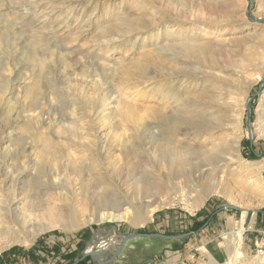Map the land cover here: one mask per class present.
<instances>
[{
  "label": "rangeland",
  "instance_id": "374dc122",
  "mask_svg": "<svg viewBox=\"0 0 264 264\" xmlns=\"http://www.w3.org/2000/svg\"><path fill=\"white\" fill-rule=\"evenodd\" d=\"M191 1L0 0V162L8 148L25 146L24 165L30 172L16 182L15 189L31 195L36 203L31 215L36 223L41 221L40 197L46 200L45 206H52L59 192L52 189L56 174L81 196L95 189L96 199L102 193L126 197L138 179L157 182L159 171H167L158 138L172 133L174 125L170 118L153 117V108L161 111L163 105L182 111L198 98L211 104L209 115H203L211 121L204 126L214 122L219 127L213 136L204 132V138L230 139L242 125L241 155L251 162L264 159V134H251L264 100V34L260 33L264 32V0ZM196 1L227 13L230 27L245 25L248 34L235 37V43L231 36L244 35L211 36L225 48L216 56V65L226 67L232 76L224 83L203 82L201 96V88L196 89L193 82L163 73L177 66L169 59L176 46L196 38L191 29L207 20L206 13L199 14L193 7ZM255 28L258 33L253 34ZM167 30L173 31L171 36ZM157 40L159 44L153 45ZM156 64L166 69L157 70ZM222 92L237 100L233 109H240L241 121L232 117V109H225L228 99L218 95ZM190 116L184 139L199 150L190 160L209 162L205 167L216 169L211 175L227 192L210 195L196 208L192 205L200 192H189L184 199L175 198L173 204L156 210L141 226L133 227L126 220L91 222L77 230L52 228L31 241L26 229L0 254L15 247L28 253L44 239L50 246L73 252L76 260L70 264H226L227 245L234 243L240 253L235 262L249 264L259 255L264 261V226L259 219L264 212L260 193L264 168L257 180L250 166L205 158L200 151L209 146L195 140L201 118L195 112ZM31 159L38 164L32 165ZM96 169L102 170L111 187L104 189L98 175H92ZM12 190H2L3 204L11 200ZM83 206L88 208L87 203ZM202 212L207 217L193 222ZM15 225L12 232L18 229ZM240 229L238 244L234 235ZM109 232L117 237L100 244V256L94 257L87 251L91 242L97 233ZM68 263L65 259L57 264Z\"/></svg>",
  "mask_w": 264,
  "mask_h": 264
},
{
  "label": "bare ground",
  "instance_id": "6f19581e",
  "mask_svg": "<svg viewBox=\"0 0 264 264\" xmlns=\"http://www.w3.org/2000/svg\"><path fill=\"white\" fill-rule=\"evenodd\" d=\"M182 1L185 3H192L191 0ZM192 5L193 7H195L196 11L199 14L206 13V15H208L207 20L204 22L205 24H198V26L191 29L192 31H195L194 33L195 36H197L196 38L194 37V39H191L186 43H179L180 45L177 44L178 46H176L175 48V53L171 54V57L169 59H171L178 67L170 66V70L168 71L165 70V66L156 64V68L157 70H165V72L163 73L169 74L174 79L180 76L185 78V80H183L185 83L193 82V86H195L196 89L201 88L199 93V95L201 96L202 92H205L203 82L210 81L213 85L214 83L221 82L222 80L231 79L232 76V72H230L229 70H225L226 67L221 68L218 66L220 64L216 65V56L219 55L221 53V50L225 48L224 45H219L218 43H216V39L213 40L211 36L214 34L225 35L229 33L236 35L237 33H240L241 35H244L231 36L230 41L235 43V41H238V39H236L235 37L243 38L248 34H245L247 29L245 25L239 28L230 27L231 22L229 21V15H227V13L224 14L222 10H212L210 7H204L201 1H196ZM188 12L189 11L187 8L183 11L185 15H187ZM219 20L222 21V24L218 23ZM173 26H175V24ZM253 32V34L258 33L256 28L253 30ZM166 33L171 36L173 31L167 30ZM260 33L264 34V32ZM191 35L193 36V34ZM152 44L157 46L159 42L157 40ZM150 59H152L154 62H157V60L152 57ZM213 87L216 86L214 85ZM195 94L194 96H196L198 93L196 95ZM218 95L221 97L224 96V98L228 99L227 101H224V103L227 104V107L225 109L228 112L232 109L234 111L232 117L235 120L241 121L242 116L239 113L240 109H233V105L235 103L234 101L237 102V100L228 95V92H222ZM198 99L196 101L193 100L194 103L188 104L190 106L187 109L183 108L185 110L182 111H170L168 107L164 105V108L161 111L160 108H153L152 110L153 117L159 118L161 115V117L165 121L169 118L170 120L172 119L174 121L172 132L173 134L168 133L166 137L158 138L159 143H162L164 147L163 152L165 153L163 154V159L166 162V170L168 172L159 171L160 173L156 175L158 179L157 182L148 183L145 180L138 179V181H136V185L134 187H131L130 190L132 191L129 192L126 197H108L106 195H103L102 193V195L99 196L100 198L98 197L96 199L95 197L97 191H95V189L88 191L86 195L81 196V193H77L76 190L69 188L67 184L63 183V178L59 176V174H56L58 176V180L53 181L54 187L52 189H57L59 192L54 197L52 206H45L44 202H46V200L42 196L40 197L43 204L41 208L42 212L40 213L41 221H39L38 223H36L31 218V215H33V210L36 206V203L29 198L31 197V195L23 192H18L17 189H15L16 186H18L16 185V182L20 179L26 178L30 172L24 165L25 146H21L18 149L8 148L6 151H4V154L2 153L3 160L0 162V172H2L1 177L3 178L2 181H0L2 183L0 185V198L2 197L4 189H14V191L12 190L13 193L11 192L12 198L8 201V204H3L0 199V250L7 247L10 243H12L13 240H19L21 234L20 232H23L26 229H28L29 231V236H31L29 241H31L42 232L52 228L77 230L81 226H85L86 224H89L91 222L102 223L106 221L126 220L133 227L139 225L141 226L143 224L145 225L151 219L156 210L173 204L175 198L184 199L185 196L189 195V192H200L199 196H196V198L194 199L195 202L192 205V207L195 208L200 206L203 203L204 199H206L210 195L227 192L225 191L226 187L220 185V182L218 181L219 179L216 177V175H211L212 172L210 171H216V169L212 168L211 166H209V168L205 167L211 165L208 164L209 162H191L190 160V158H192L193 156L192 154L198 150V148H194L191 143L186 142V140L184 139V135H186L189 131L188 128H184V125H186V123H189L187 122L189 121L187 120V118L191 117L190 115L192 112H195L200 116H198V118H201L199 120L202 124L200 128H198L195 132V138H197L195 140L198 142L200 141L202 146H209L205 147V149L201 147L202 151H200V154L209 160H213V158L216 157L220 159V162H222V164L238 163L239 165L244 164L245 166H250L255 173L257 180H259L260 174L264 168V159L261 161L251 162L244 159L241 155L240 139L243 135V131L240 126L242 125H238L236 132H234L235 135L230 139L219 141L218 139H210L213 136V131L216 130V128H218L219 126H216L217 124L212 125V123L214 122H212L208 127L204 126V122L210 123L211 121V119H205L204 116L209 115L210 111L212 110V106L211 104L209 105L208 103L200 101L201 99ZM259 109L261 112L259 113L257 121L254 123V129L251 131L252 135L255 133L264 134V100H262L259 104ZM226 118H229V116ZM151 123L154 124L155 122ZM204 132H211L210 135L212 136L209 137L211 141L207 137L204 138ZM203 156L201 158H203ZM31 162L34 166L38 164V161L34 159H31ZM92 164L93 162L91 163V165ZM95 166L97 167V165ZM97 171L98 172L96 173H92V175H98V180L103 182V188H107L109 185H107L104 181L105 174L100 172L102 170L98 169ZM163 182L166 184V186L163 185ZM11 183H13V186ZM260 193H262L261 195L263 196L264 200V191L261 190ZM91 194H93V196H91ZM48 195L49 198H52L51 194ZM172 195L175 196L173 197ZM93 197L95 198V200H93ZM85 203H87V209L83 206ZM89 203L92 204L89 206ZM15 224L18 225V229L17 231L15 230V232H12L11 230L12 228H14ZM242 232L243 229H240L234 235V239L236 242H238V244L241 240ZM116 237L117 235L113 232H109L107 234L97 233L87 251L94 257H99L102 251L100 244ZM29 241L27 240L26 242ZM227 246L229 248V257L226 264H239L235 262L240 254L238 246H235L234 243L230 245L228 244ZM249 264H264L263 257H261L260 255L256 256L250 261Z\"/></svg>",
  "mask_w": 264,
  "mask_h": 264
},
{
  "label": "crops",
  "instance_id": "0c3cea01",
  "mask_svg": "<svg viewBox=\"0 0 264 264\" xmlns=\"http://www.w3.org/2000/svg\"><path fill=\"white\" fill-rule=\"evenodd\" d=\"M206 215L207 212H202L201 216L196 217L193 222L204 220L207 217ZM259 219L262 222L261 226H264V212L260 215ZM55 245L56 247L58 246L57 244ZM55 245L50 246L47 244L46 240L41 239L38 246L28 253L21 248L15 247L9 249L7 252L0 254V264H56L58 261L65 260L61 258V254H65L67 251L62 249V253H58V255L55 256V254H53Z\"/></svg>",
  "mask_w": 264,
  "mask_h": 264
},
{
  "label": "trees",
  "instance_id": "16d2710c",
  "mask_svg": "<svg viewBox=\"0 0 264 264\" xmlns=\"http://www.w3.org/2000/svg\"><path fill=\"white\" fill-rule=\"evenodd\" d=\"M58 253H62V251L59 249V248H57L56 246L53 248V254H55V256L56 255H58ZM71 253H73V252H71ZM71 253H67L63 258L64 259H66V260H68L69 261V263L68 264H70L71 262L73 263L75 260H76V256H75V254H74V256H73V254H71ZM51 255V254H50ZM54 259H55V257H54ZM58 262H60V261H58ZM62 262V261H61ZM57 264V263H56Z\"/></svg>",
  "mask_w": 264,
  "mask_h": 264
}]
</instances>
